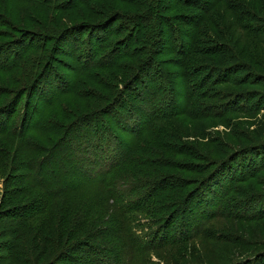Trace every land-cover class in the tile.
I'll return each instance as SVG.
<instances>
[{
  "label": "rangeland",
  "instance_id": "1",
  "mask_svg": "<svg viewBox=\"0 0 264 264\" xmlns=\"http://www.w3.org/2000/svg\"><path fill=\"white\" fill-rule=\"evenodd\" d=\"M243 95L264 0H0V264H264Z\"/></svg>",
  "mask_w": 264,
  "mask_h": 264
},
{
  "label": "trees",
  "instance_id": "2",
  "mask_svg": "<svg viewBox=\"0 0 264 264\" xmlns=\"http://www.w3.org/2000/svg\"><path fill=\"white\" fill-rule=\"evenodd\" d=\"M156 1V3L158 2V0H155ZM160 1V0H159ZM158 10H159V8H157ZM163 9V8H162ZM147 12H149L148 10H147ZM148 14H150V13H148ZM36 45H38V46H42L40 43H36V42H31L30 41V43H29V45H27V48H28V53L32 50V49H34L35 47H36ZM23 51H24V49H23ZM22 53V52H21ZM21 53H19V55H17V58H14V62L16 63V65L18 64V66L19 65H21V63L23 62V59H24V57L28 54L27 52V54L26 53H23V54H21ZM12 56H13V54H11ZM31 59V58H30ZM30 59H29V63H30ZM27 62V63H28ZM42 62H43V60H42ZM32 63H34V61L32 60ZM25 64V63H24ZM23 64V65H24ZM93 68L94 67H88V71H90L91 69L93 70ZM239 81V79L237 80V82ZM220 95H221V97H227V96H225V95H223V94H221L220 93ZM242 95V94H241ZM260 97H261V95H254V97L251 95V96H248V97H246V98H244V95L243 96H241L240 98H242V99H246V100H248L247 102V104L245 105V106H242L241 108H240V110L239 111H237V113H245L246 115H258V114H260L261 113V111L263 110V108H264V100H261L260 99ZM262 98V97H261ZM234 112V110L232 111V113ZM231 113V114H232ZM48 121H49V123L50 122H56V121H54V120H50V119H48ZM90 123H92V122H90ZM253 146V145H252ZM253 152V151H252ZM252 152H250V153H252ZM264 152V151H263ZM262 161H264V160H262ZM242 163V162H241ZM258 169V170H257ZM260 167L258 166V168H256V170L259 172L260 170ZM258 172H256V173H258ZM253 174H255V173H253ZM253 174H251L250 176H254ZM240 182L242 181V179H240L239 180ZM239 183V182H238ZM75 189H77V187L76 188H74V189H72V190H75ZM71 190V191H72ZM42 202L40 203V201H33L32 202V204H31V207L29 208V211L31 212L32 210H34V211H36L38 208H42ZM19 230H21V226H20V224L19 223H16V224H14V226L11 228V231H14V232H17V234H18V232H19ZM115 234L114 235H116L117 234V232H118V230L116 229V231H113ZM22 234H23V231H22ZM24 250V249H23ZM25 252V251H24Z\"/></svg>",
  "mask_w": 264,
  "mask_h": 264
}]
</instances>
